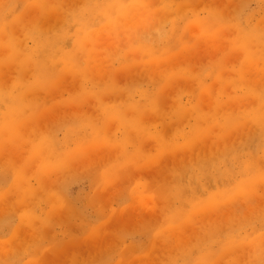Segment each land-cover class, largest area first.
Wrapping results in <instances>:
<instances>
[{"label": "rangeland", "instance_id": "1", "mask_svg": "<svg viewBox=\"0 0 264 264\" xmlns=\"http://www.w3.org/2000/svg\"><path fill=\"white\" fill-rule=\"evenodd\" d=\"M0 264H264V0H0Z\"/></svg>", "mask_w": 264, "mask_h": 264}]
</instances>
